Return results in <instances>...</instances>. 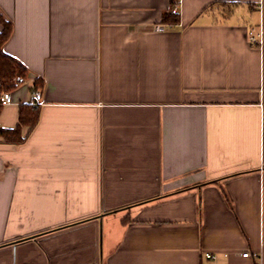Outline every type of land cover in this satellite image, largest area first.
Returning <instances> with one entry per match:
<instances>
[{
    "label": "crops",
    "instance_id": "1",
    "mask_svg": "<svg viewBox=\"0 0 264 264\" xmlns=\"http://www.w3.org/2000/svg\"><path fill=\"white\" fill-rule=\"evenodd\" d=\"M0 13L29 70L0 130L42 81L36 126L0 135V264H264V0Z\"/></svg>",
    "mask_w": 264,
    "mask_h": 264
},
{
    "label": "trees",
    "instance_id": "2",
    "mask_svg": "<svg viewBox=\"0 0 264 264\" xmlns=\"http://www.w3.org/2000/svg\"><path fill=\"white\" fill-rule=\"evenodd\" d=\"M0 21L4 28L0 31V93L3 91L13 93L21 85H23L29 76L28 68L15 57L4 51V45L12 34V24L4 19L0 13ZM179 14L173 13L171 7L166 10L162 17V22L168 25L179 23ZM42 86V81L37 80L31 88L33 93L38 87ZM1 108V106H0ZM39 104H33L31 101L20 105V127L27 125L32 130L39 120ZM20 127L14 129H2L0 135H4L5 139L13 142H22L25 137L21 135Z\"/></svg>",
    "mask_w": 264,
    "mask_h": 264
},
{
    "label": "built area",
    "instance_id": "3",
    "mask_svg": "<svg viewBox=\"0 0 264 264\" xmlns=\"http://www.w3.org/2000/svg\"><path fill=\"white\" fill-rule=\"evenodd\" d=\"M171 10L173 13L179 14V6H178V2L175 3L172 7ZM156 30L157 31H162L163 30V25L162 24H158L156 26ZM251 41L255 42V37L251 36L250 37ZM14 101L13 99V95L11 92H7V91H3L0 93V106H4L7 104H10ZM33 104H40L41 103V92L39 90H35L32 95H31V100H30ZM243 256H249L250 253L249 252H244L242 253ZM206 256L211 258L213 257V255L211 253H206Z\"/></svg>",
    "mask_w": 264,
    "mask_h": 264
}]
</instances>
